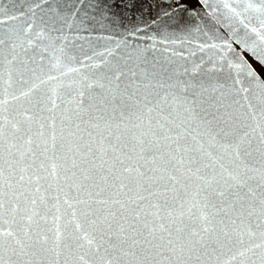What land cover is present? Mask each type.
Returning <instances> with one entry per match:
<instances>
[{
  "label": "snow or ice",
  "instance_id": "1",
  "mask_svg": "<svg viewBox=\"0 0 264 264\" xmlns=\"http://www.w3.org/2000/svg\"><path fill=\"white\" fill-rule=\"evenodd\" d=\"M18 47L0 36V264H203L257 230L246 251L264 262V96L248 104L254 124L256 113L183 82L163 97L132 79L80 99L86 84L69 108L44 90L57 77L37 75ZM237 55L264 84V51Z\"/></svg>",
  "mask_w": 264,
  "mask_h": 264
},
{
  "label": "water",
  "instance_id": "2",
  "mask_svg": "<svg viewBox=\"0 0 264 264\" xmlns=\"http://www.w3.org/2000/svg\"><path fill=\"white\" fill-rule=\"evenodd\" d=\"M0 21L5 44H23L27 49L25 53L17 48L20 59L31 64L32 57L37 75L57 77L43 87L45 91L55 88L57 103L63 100L65 107L73 106L70 101L86 84L92 88L84 89L85 97L80 99L106 93L117 84L122 89L135 79L155 86L161 97L170 91L178 93L168 85H203L209 91L215 89L212 94L233 110L256 113L251 123L261 119L258 108L248 104L264 96V84L238 67L237 46L241 51L246 47L264 51L262 0H199L186 10L178 7L177 0H0ZM29 24L31 31H20ZM27 39L32 40L31 46ZM7 67L0 60V98L7 87ZM69 68L77 71L69 72ZM120 72L125 75L117 81L114 77ZM260 242L258 230L255 237L241 236L218 247L203 264H264L260 249L246 251Z\"/></svg>",
  "mask_w": 264,
  "mask_h": 264
}]
</instances>
